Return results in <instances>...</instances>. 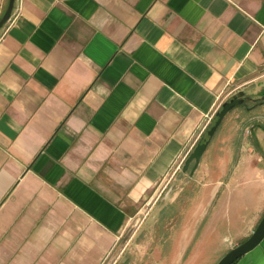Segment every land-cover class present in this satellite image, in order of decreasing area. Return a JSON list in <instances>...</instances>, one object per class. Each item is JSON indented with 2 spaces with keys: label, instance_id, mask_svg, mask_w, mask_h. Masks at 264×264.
I'll list each match as a JSON object with an SVG mask.
<instances>
[{
  "label": "crops",
  "instance_id": "1",
  "mask_svg": "<svg viewBox=\"0 0 264 264\" xmlns=\"http://www.w3.org/2000/svg\"><path fill=\"white\" fill-rule=\"evenodd\" d=\"M262 78L264 0H16L0 29V264H102L207 117ZM248 123L230 137L226 115L184 172L227 218L217 262L264 215V122ZM233 264H264V239Z\"/></svg>",
  "mask_w": 264,
  "mask_h": 264
},
{
  "label": "rangeland",
  "instance_id": "2",
  "mask_svg": "<svg viewBox=\"0 0 264 264\" xmlns=\"http://www.w3.org/2000/svg\"><path fill=\"white\" fill-rule=\"evenodd\" d=\"M248 95L251 98L245 107L237 106L227 114L233 127L230 137L243 130L248 134V121L264 122V78L249 89ZM176 169L158 186L157 199L140 203L102 264H216L215 244L223 236L222 226L227 219L217 212L213 214V204L219 197L208 200L197 193L200 180L188 179L182 164ZM171 185L174 191L166 197ZM177 192L178 200L170 206ZM206 206H212V210H206ZM208 211L212 218L207 219Z\"/></svg>",
  "mask_w": 264,
  "mask_h": 264
},
{
  "label": "water",
  "instance_id": "3",
  "mask_svg": "<svg viewBox=\"0 0 264 264\" xmlns=\"http://www.w3.org/2000/svg\"><path fill=\"white\" fill-rule=\"evenodd\" d=\"M16 0H8L7 6L0 17V29L11 19L14 10ZM253 87V86H252ZM252 87H246L239 90L237 93L230 96L222 104L218 111L215 113L213 121L209 127L204 131L192 150L188 153L182 163V171L186 172L190 170V175H193L196 169L199 167L202 161V157L211 141L216 134L218 128L224 121L226 115L235 107L239 105H246L251 98L248 95L249 89ZM180 168V167H179ZM174 185H171L165 193L166 197H169L174 191ZM161 209V208H160ZM158 211V210H157ZM264 239V215L258 222L253 232L242 242L232 247L227 253H225L216 264H232L247 252L254 249Z\"/></svg>",
  "mask_w": 264,
  "mask_h": 264
},
{
  "label": "built area",
  "instance_id": "4",
  "mask_svg": "<svg viewBox=\"0 0 264 264\" xmlns=\"http://www.w3.org/2000/svg\"><path fill=\"white\" fill-rule=\"evenodd\" d=\"M212 118H213V116H208L207 117V119H206V121L203 123V125L201 126V128H200V132L198 133V137L200 138L201 137V135L204 133V131L209 127V125H210V123H211V121H212ZM181 164V163H180ZM178 167H180V165L178 166Z\"/></svg>",
  "mask_w": 264,
  "mask_h": 264
},
{
  "label": "flooded vegetation",
  "instance_id": "5",
  "mask_svg": "<svg viewBox=\"0 0 264 264\" xmlns=\"http://www.w3.org/2000/svg\"><path fill=\"white\" fill-rule=\"evenodd\" d=\"M264 100H261V102H263ZM248 104V103H247ZM233 264V263H232Z\"/></svg>",
  "mask_w": 264,
  "mask_h": 264
},
{
  "label": "trees",
  "instance_id": "6",
  "mask_svg": "<svg viewBox=\"0 0 264 264\" xmlns=\"http://www.w3.org/2000/svg\"><path fill=\"white\" fill-rule=\"evenodd\" d=\"M245 105V104H244ZM247 105V104H246Z\"/></svg>",
  "mask_w": 264,
  "mask_h": 264
}]
</instances>
